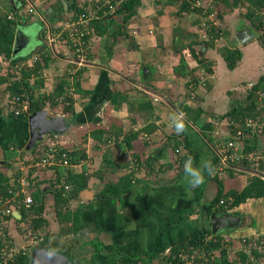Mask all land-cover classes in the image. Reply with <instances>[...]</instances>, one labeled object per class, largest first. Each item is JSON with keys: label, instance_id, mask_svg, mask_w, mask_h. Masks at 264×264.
<instances>
[{"label": "crops", "instance_id": "1", "mask_svg": "<svg viewBox=\"0 0 264 264\" xmlns=\"http://www.w3.org/2000/svg\"><path fill=\"white\" fill-rule=\"evenodd\" d=\"M80 1L82 0H78ZM222 1L224 0H207L216 10L221 8L222 12L219 10L217 16L222 31L219 38L210 45L202 43L197 46L200 53H204V57L212 64L213 72L205 75L202 74L203 68L194 70L198 77L196 82L192 80V71H188L187 67L188 64L194 66L197 62L188 50L190 57L185 55V65H179L180 55L175 50V45L177 39L200 40L202 32L193 23L198 19L195 12H179L178 1L171 3L163 0H139L135 13L142 12L144 7L151 5H157L156 9L159 11L156 15L153 14L154 16L142 14L129 18V26L133 24L137 27L138 33L133 35L132 31L128 30L131 36L127 38L115 33L119 27V22L115 20L103 34L95 38L92 36L94 44L90 40L91 56H88L91 60L83 65L80 87L94 91H75L72 98L75 112H81V115L74 118L70 113H61L58 105L53 107L54 114H63L71 122V127L58 135L59 142L74 149L76 154H82L75 164L69 165L73 173L82 171L86 176V186L69 202L73 209H80L83 226L79 234L83 232L87 238L95 235L94 238L105 243L95 256L91 255L90 247L81 249L84 247L82 246L77 252L80 244L71 238L74 237L72 233L63 234L60 231L54 214L52 218L56 219L58 226L52 229V232L60 233L52 235L55 241H50L49 244H56L58 250L73 246V255L70 257L73 264H112L124 254L138 255L146 264H172L165 254L172 244L189 233L209 227L208 206L219 188L217 180L205 173L204 182L199 187L190 189L187 186L184 172H180L176 165L175 153L172 152L171 137L174 131L167 126L170 125V114H184L189 145L198 155L197 164L194 166H200L202 161H210L212 164L219 145L230 137L227 123L218 119V116L228 110L232 99L247 92L250 88L249 82H255L264 75V47L255 39L259 33L250 25V19L246 14H240L241 20L237 19L235 24H228L225 17V13L235 9L241 0H237L233 7L228 4L229 7L224 10L223 6L221 7ZM36 2L38 12L28 13L26 21L15 27H27L31 32L34 29L32 37L28 40L30 52L45 41L40 37L44 26L41 20H49V23L54 25L61 20L59 13L63 7L61 0ZM20 3V0H0V39H3L4 43H13L14 38V33L5 35L2 30L4 15H13ZM157 17L164 20V23L160 24L163 35L155 36L148 33L146 28H151ZM183 20L187 30L178 28V24ZM165 21L168 26H165ZM245 26L258 34L238 43L235 36ZM223 44L238 46L242 52L239 62L232 69L227 67L221 55L219 48ZM55 50L57 54L54 55V60L43 69L46 72L44 89L47 90H50L47 85L49 79L54 82L56 76L72 71L68 65V58L72 55L68 44L60 41ZM146 51H151L152 54L147 57ZM115 55H121L123 59L116 63L119 60L117 58L112 63ZM190 58L191 62H188ZM201 78H207L210 86L206 88L200 82ZM112 90L125 94V98L111 101ZM259 91L260 89L256 90L258 93ZM79 94L82 101L77 100L76 96ZM146 100L149 102H145ZM45 108L53 114L48 105ZM214 116H217V119ZM151 119L154 125L151 124ZM78 128L81 129L79 133ZM206 134L211 136V141ZM258 139H261V146L258 148L257 142L254 146L256 145L258 152H262L264 135H259ZM236 144L243 148L253 147L252 141L246 142L243 139L236 140ZM114 153L117 155V163L108 158ZM97 160L101 162V166L94 168V161ZM63 167L58 165L50 169H36V174L40 177L56 176ZM231 168L233 170L220 177L223 192L242 189L253 174L248 167L244 170L245 167L237 166L236 163ZM110 183L120 184L119 196L109 189L99 193L105 184ZM43 186L45 189L49 188L48 183H43ZM46 200V206H51L54 200L52 191L46 194ZM229 213L242 217L237 218V226L231 230V235L235 237L234 249L241 247L239 236L253 235L257 238L264 235V196L248 197L231 208ZM10 222L15 223L12 219ZM12 234L19 243L16 238L20 232L14 229ZM23 242L30 243L22 236ZM160 246L163 249H157ZM36 247L34 244L31 253Z\"/></svg>", "mask_w": 264, "mask_h": 264}, {"label": "trees", "instance_id": "2", "mask_svg": "<svg viewBox=\"0 0 264 264\" xmlns=\"http://www.w3.org/2000/svg\"><path fill=\"white\" fill-rule=\"evenodd\" d=\"M138 1L139 0H126L118 7L117 12H121L123 14L124 22L119 23V27L115 31V33H118L125 38L131 36L128 32L127 23L129 21V18H131L135 13ZM163 1L174 3L177 0ZM224 1L226 2L228 0ZM81 2H78V0H70L67 10L62 3L63 7L61 9V12L59 13V19L61 20L59 22L73 17L74 13L76 12H84V8L81 6ZM249 2L250 3L248 4H244L245 7L247 6V11L245 12V14L250 20L252 19L253 22L255 18L257 19V21H255L254 23V27L256 30H258L259 33L257 35V39L259 43L264 47V22L260 19V17L264 14V0H249ZM228 4L233 7L237 4V0H234L233 2H230ZM257 9H260V11L256 12ZM178 10L181 13L184 11L193 12V10L189 8V3L187 2V0H183L181 3H179ZM16 13V11L13 12V17H8V13L4 15L2 30L5 35H12L14 33L15 27L18 24H22L26 21L27 17L21 22L17 21L18 19L16 18ZM68 13H70V15ZM257 13H259L258 16H256ZM38 19L41 20V18ZM113 22H115V18L110 15L93 20L92 25L94 31L92 35L90 34L88 36V39L92 40V36L103 34ZM41 23H43V20H41ZM193 23L198 28H201L199 25V19L193 21ZM44 27L45 25L42 27L40 34L42 41L45 39ZM207 28L210 29L208 32V37L200 40L198 38H195L191 39L190 41H183V45H179L176 48L174 47L180 55L179 65H185L186 57L183 54V51L184 48L187 47V51L190 50L192 58H194L197 62L196 65L190 67L189 70L193 72L194 70L203 68L202 74L205 75L211 74L213 72V67L212 64L209 63L208 59L204 57V53H200V48L197 49V46L202 43L210 45V43L217 39V37L219 38V35L222 31L220 23L212 24ZM175 40L176 39H174V41ZM180 43H182V40L177 39V44ZM87 44L89 45L90 42ZM47 47V43L44 41L41 46L31 52H28L27 54H17L13 56L11 52L12 41L4 43L3 39H0L1 57L5 61H8V64L6 66L4 65V61L2 65H0L1 118L10 117L14 119L15 122H18L20 124L24 123L28 126V112L45 109L46 105L51 107H54V105H58L62 111L61 113H70L74 118H77L81 115V112L77 113L74 110V103L72 99L73 93L75 91L85 93H92L94 91V89H83L82 87H80V77L84 66L79 67L74 72H65L66 74L56 76L57 78L54 80L53 86L50 90L40 89L45 86V77L41 74V71L54 60V55L50 53ZM219 49L226 62L227 67L230 69L234 68L242 56L240 48L238 46L230 47L226 44H223ZM32 54H38L39 57L27 64L26 61ZM88 56L90 57L91 53H89ZM68 65L69 67L74 66V64L70 62H68ZM175 69L177 70L178 67L176 66ZM197 78L198 77L194 72L192 74V80L196 82ZM203 81L204 82L202 84H204L205 87L210 86V81L207 78H203ZM262 81H264V75H261L257 81L252 82V85L250 88H248L247 92L241 94V96H239L238 98L232 99L228 110L218 116V119H223L227 123L229 127L230 138L234 139L235 142L239 139H243L246 142H253V147H242L243 150L248 152L252 150L256 151V145L254 146V143L256 144L257 137L259 135H264L263 126L253 127L248 126L244 123L246 118L264 122V104L259 98V93L256 92L257 89L264 90V84H262ZM71 86L73 87L72 91L69 88ZM14 95H24L29 98V105L27 109H22V106L15 103L14 101L10 102V99H12ZM125 96L126 95L121 93L120 91L112 90L110 93V100L120 101L124 99ZM145 102H149V100H146ZM214 118L217 119V116H214ZM238 131H240L241 133L238 134ZM206 135L208 140L211 141V136L208 134ZM24 137V135L22 137L14 133L10 137L0 140V154L2 155L0 156V197L2 199L13 194V192L9 191V188L15 187L16 178L22 173L19 168H16L17 166H14V161H16L17 158L23 160V162L25 163L36 162L40 160L41 156H43V152L47 147H49L50 145H56L59 155H61L62 152H65V157L68 159L69 163L66 165L60 164L64 166L60 171L61 173L59 172L56 176L49 177H40V175H37L36 169L38 168L36 167V165H32V167H29L28 174L30 182V194L33 198L31 205L29 206V208L25 209L20 202L22 198L19 199V201L16 203V207L19 209V212L21 214L19 218H17L13 213H0V224H2L5 232L8 233L10 244L15 248H19V251L13 254V258L9 259V261L5 264H29L31 258V249L33 248L34 244L39 247L58 248L56 244H49V242H54L55 239L52 238V235H58L60 231L63 234L72 233L74 237L71 238L77 240V242L80 244L79 248L82 246L84 247H82L81 249L90 247V249H92L91 255L95 256L98 250L102 246H104L105 243H103L100 239L87 238V236L83 232H80L79 234V230L83 226L79 213L80 209H73L69 205L71 198L74 195H77L79 190L86 186V176L84 172L80 171L73 173L69 167V165L75 164V162L79 160L82 154H76L74 149L72 150L69 148V146L61 144L59 142V136L55 135L54 133H49L44 139L37 140L36 143L33 144L29 149L23 148L22 140L24 139ZM171 140L172 152L175 153V160L177 163L176 165L178 166L180 172H184V164L189 157L192 158L193 165L197 164V152L193 151V149L190 147L186 132L180 135L172 132ZM262 152L264 153V149ZM234 163H236L237 166L240 165L245 167L244 170L248 167L250 171L253 172V174L247 181L246 185L242 187V189H230L227 192H223L221 188L220 177H223V175L218 176L217 173L216 175H210L217 180V183L219 185L217 192L211 199L210 205L208 206V210L210 212H229L231 208L238 205L240 202L245 201L248 197L264 196V179L260 177L261 172L264 171V162H261L258 166H252L247 158L242 157L240 160L235 161ZM234 163L225 171V173H228L229 171H231V169L233 170V168L231 167H234ZM211 165L214 167L215 172L219 171V156L216 152L214 153V159ZM7 169H9V171H7ZM32 174L34 175L32 176ZM60 176L64 177L65 183L69 184V188H65L63 185L57 186V183L60 182ZM43 183H48L49 188H43ZM105 187L104 189L100 190L99 193L109 189L114 194L118 196L120 195L121 189L119 188L118 183H110L108 185L105 184ZM50 191L53 192L54 196V200L51 202V206L55 211L56 218L60 225V231H57L55 233L49 231L51 221L45 213L47 207L46 194ZM220 200H222V202H220ZM64 207L68 209L65 212L63 211ZM11 219L14 220L16 224H10ZM2 220H4L5 222H2ZM19 222H23L24 225L17 224ZM23 226H26L25 234L31 236L30 239L28 238L30 241L29 244H24V242L21 244L17 243L15 241V237L12 234L14 229L22 233ZM11 227L13 228V231L11 230ZM209 231V227L201 228L194 231L193 233H189L183 238H180L179 240L174 242L169 248V251L165 253L167 259L171 260L172 264H184L179 256L181 247L187 245L195 246L204 243L202 242V236L205 232ZM25 236L23 235V239L26 240V242H29ZM248 238L251 239L254 238V236L249 235ZM94 240H96V242H93ZM101 242L102 245L100 244ZM209 246L216 251V258L221 259V261H223L224 263L230 258L229 255L225 253V249L220 248L219 243H210ZM161 248L162 246L158 247L157 249L160 250ZM255 255L261 260H264V253L255 252ZM137 260H142V264H146L143 262V258L134 254L121 255L119 259L115 260V262H112V264H126L128 262ZM1 261L2 258L0 257V262ZM234 261L238 262L239 264H252L248 260L247 253L240 249L238 250V255H236ZM69 263L73 264L71 261ZM83 264L87 263L84 262Z\"/></svg>", "mask_w": 264, "mask_h": 264}, {"label": "built area", "instance_id": "3", "mask_svg": "<svg viewBox=\"0 0 264 264\" xmlns=\"http://www.w3.org/2000/svg\"><path fill=\"white\" fill-rule=\"evenodd\" d=\"M124 1L126 0H82V2H80L81 6L84 8V12H76L73 17L65 21L57 22L54 25H51L48 20H43L47 48H49L50 51L55 50L56 45L60 41L66 42L72 53V55L70 54L71 56L68 58V61L74 64L73 67H70V70H72L70 72H74L87 61L90 50V46L87 44L90 42L88 36L90 34L92 35L94 31L92 21L104 16H112L116 14L118 7ZM177 1L178 3H181L183 0ZM20 2L21 3L16 10V18L19 22L24 20L28 13L38 12L36 0H20ZM187 2L189 3V8L195 12L199 19V25L201 27L199 29H201L202 32L201 38L204 39L208 37L210 29L207 27L216 24L214 21L215 13L213 12L212 5L204 0H187ZM13 16L14 15L12 14L8 15V17ZM54 53L57 54V50H55ZM38 57V54H32L30 60L34 61ZM3 61L5 63V60L0 54V65H2ZM6 63L8 64V61H6ZM41 74L46 76L44 70L41 71ZM200 82H204L203 78L200 79ZM251 85L252 82H249L248 86L251 87ZM69 88L72 91L73 87L71 86ZM259 98L264 103V90L260 89ZM11 101L20 104L22 109H27L29 105V98L24 95H14L12 99H10V102ZM244 123L248 126L264 127V122H259L251 118H246ZM240 133L241 132L238 131V134ZM241 149L242 147L238 146L234 139L230 137L225 139L219 145V149L217 150L219 156V171L214 172L213 175H216V173L218 176L224 175L225 171L232 166L235 161L240 160L242 157L247 158L252 166H258L261 162H264L263 152H258L257 150L248 152L243 149L242 151ZM68 163L69 161L65 157V152H62L61 155H59L56 145H50L47 147L43 152V156H41L40 160L36 162L25 163L23 160H20V163L17 166L22 173L16 178L17 186L15 185V187L9 188V191L13 192V194L4 199L0 197V213L8 214L13 213L14 210L19 211L16 207V203L20 198H22L20 202L23 208L27 209L31 205L33 198L30 194L29 167L36 165L39 169H50L51 167L60 164L66 165ZM260 177L264 179V171L261 172ZM59 181L60 182L57 183V186L63 185L65 188H69V184L65 183L64 178H60ZM220 202H222V200H220ZM2 222L5 221L2 220ZM8 236V233L5 232L2 224H0V257L2 258L0 264L7 263L9 259L13 258V254L19 251V248H15L10 244ZM248 237L249 235L240 236L239 243L241 247L234 249L233 241L235 237L230 233L216 234L211 231L205 232L202 236V242L204 243L195 246L187 245L181 247L179 256L184 264H239L234 260L240 249L247 253L248 260L252 264H264V260H261L255 255V252L264 253V235H261L256 239L255 237L251 239ZM210 243H219L220 248L225 249V253L228 254L230 258L225 261V263L221 261V259L216 258V251L209 246ZM126 264H142V260L131 261Z\"/></svg>", "mask_w": 264, "mask_h": 264}, {"label": "water", "instance_id": "4", "mask_svg": "<svg viewBox=\"0 0 264 264\" xmlns=\"http://www.w3.org/2000/svg\"><path fill=\"white\" fill-rule=\"evenodd\" d=\"M13 2H16V0H13ZM62 3L67 10L70 0H62ZM113 17L119 23L124 22L122 13H116ZM24 29L25 27L20 26L15 29L11 51L13 56L30 52L28 49L30 47L28 43L29 35L25 33ZM257 34V31L245 26L238 31L235 40L238 43L245 42ZM204 46L205 44L202 47L204 48ZM27 121L29 127V143L31 144H35L37 140H41L43 136L49 133H54L55 135L63 134L71 127V122L68 121L65 115L52 114L47 109L28 112ZM257 146L258 148L261 146V139L257 140ZM13 214L17 217L20 216L18 210H14ZM238 217L239 219L242 218L241 215L235 213H217L211 211L209 214L210 231L216 234L228 233L237 226L236 222H238ZM72 248L73 246L65 250H58L56 247L46 248L37 246L31 253L29 264H71L69 263L70 257H72L74 251Z\"/></svg>", "mask_w": 264, "mask_h": 264}, {"label": "rangeland", "instance_id": "5", "mask_svg": "<svg viewBox=\"0 0 264 264\" xmlns=\"http://www.w3.org/2000/svg\"><path fill=\"white\" fill-rule=\"evenodd\" d=\"M204 1H206L207 2V0H204ZM205 2V3H206ZM248 3H250L249 2V0H241L240 1V4L235 8V9H233L231 12H229V13H225V17L228 19V24L230 23V24H235V21L238 19V20H241L240 18H239V16H240V14H245V12L247 11V6L245 7L244 6V4H248ZM152 6V7H151ZM151 6H147V7H144V9H142V12H139V13H137V11H136V13H134L133 14V17L132 18H135V17H137V16H139V15H145V16H151V15H156L157 13H158V9H156L157 8V5H155L154 7H153V5H151ZM223 6V9L222 10H224L225 8L227 9L228 7H229V5H228V3H225L224 1H222V3H221V7ZM249 6V5H248ZM212 7H213V12L215 13V16H214V21L216 22V23H219V19H218V16H217V13H218V11L220 10L221 11V8H219V9H217L216 10V7L214 8V6L212 5ZM23 8V7H22ZM219 11V12H220ZM260 11V9H257L256 10V12H259ZM69 15H70V13H68ZM72 14V13H71ZM188 14H190V13H188ZM153 15V16H154ZM259 15V13H257L256 14V16H258ZM230 16V17H229ZM229 17V18H228ZM235 19V20H234ZM260 19L264 22V14L260 17ZM255 21H257V19L255 18L254 19V22L252 21V19L250 20V22H251V26L255 29V27H254V23H255ZM161 23H164V20H162V18H160V17H157V18H155V20L152 22V27L151 28H146V30H147V32L148 33H151V34H153V35H157V34H162V26L160 27V24ZM186 22H185V20H183V21H181V23H180V25L178 24V28H182V30H187V28H185L186 27V24H185ZM165 24H166V21H165ZM164 25V24H163ZM165 26H168V23L165 25ZM171 28H172V23H171ZM166 29H168V27H165ZM175 29L177 28V26L176 27H174ZM184 28V29H183ZM112 28H110V30H111ZM25 30H26V34L27 35H29V37H32V33L34 32V29H33V31L31 32L27 27L25 28ZM32 30V29H31ZM128 30H130V32L132 31V34L133 35H135L136 33H138L139 32V30L137 29V27H134L133 26V24L132 25H130L129 26V23H128ZM169 30V29H168ZM165 31V30H164ZM163 31V32H164ZM198 31V30H197ZM200 31H201V29H200ZM258 31V30H257ZM166 32V31H165ZM199 32V31H198ZM200 33V32H199ZM163 35V34H162ZM161 35V36H162ZM169 36V35H168ZM96 37V35L94 36V38ZM98 38V37H97ZM256 40H258L257 38H255ZM253 40V39H252ZM184 41V39H182V43H180V44H177V45H175L176 47L177 46H179V45H183V43L185 42H183ZM91 43H92V40H91ZM92 44H94V43H92ZM174 44H175V42H174ZM95 45H97V39H95ZM94 45V46H95ZM185 45V44H184ZM187 47H185L184 48V51H183V54L184 55H186L188 58L190 57V55L188 54V52H187V49H186ZM54 51L55 50H51V54L52 55H55L56 56V53H54ZM152 53H151V51L150 52H148V51H146V53H145V56H147L148 57V55H151ZM154 56H155V54H154ZM117 58H119V60H117V62L116 63H119L120 62V60H122L123 58H122V56L120 55V56H113V59H112V63H114L115 62V60L117 59ZM91 59L90 58H87V62H85V64H87L89 61H90ZM149 59H147V61H148ZM192 60H194V59H192ZM188 62H191V58L189 59V60H187ZM27 64L28 63H30L31 62V60H30V58L29 59H27ZM6 61H5V66H6ZM190 67H193V66H191L190 64H188V67L187 68H190ZM189 70V69H188ZM196 71V70H195ZM194 73V71L192 72V74ZM191 74V75H192ZM195 74H196V72H195ZM191 79V78H190ZM51 81H52V84H51ZM48 85V87H50V89L52 88V86H53V80H51V79H49V83L47 84ZM51 85V86H50ZM44 87L45 86H43L42 88H40L41 90H44ZM78 99V101H82L81 100V98H82V96H80V94L79 95H77L76 96ZM46 107H47V105H46ZM51 108V109H50ZM49 110L51 111V112H55V108H53V106L51 107V106H49ZM264 121V120H263ZM154 123V121L151 119V124L152 125H154L153 124ZM17 124V125H16ZM21 125H23V126H21ZM167 127H170L169 125L167 126ZM170 129H172L171 127H170ZM80 128H78L77 129V133H79L80 132ZM11 131H14V132H11ZM14 133H16L18 136H22L23 137V135L25 136L24 137V139L22 140V145H23V148L24 149H29L33 144H31V143H29V135H28V133H29V127L26 125V124H20V123H18V122H15V120L14 119H12V118H10V117H3V119H1L0 118V140H2V139H5V138H7V137H10L12 134H14ZM5 134V135H4ZM46 137V136H45ZM113 149H114V151L116 152V149H115V147L113 146ZM181 152V151H180ZM117 154H118V152H116ZM0 156H2L1 154H0ZM120 157V156H119ZM109 158V160H111V161H114V162H116L117 163V155L114 153V154H112V156H110V157H108ZM98 161V160H97ZM97 161H94V168L95 167H100L101 166V162H97ZM20 163V159L19 158H17V160L16 161H14V166H17L18 164ZM16 168H18V166L16 167ZM39 170H41V169H39L38 168V171ZM7 171H9V169H7ZM45 171V170H44ZM46 174V173H45ZM47 175V174H46ZM119 185V188H120V184H118ZM95 201V200H94ZM66 210H68L66 207H64L63 208V211L65 212ZM45 213L47 214V216H48V218L50 219V221H51V223H50V226H49V231H51L52 232V229H55L57 226H58V223H57V221H56V219L55 220H53V215L55 214L54 213V210H53V208H52V206H48L47 208H46V210H45ZM21 225H24L23 224V222H21L20 223ZM14 227H17V226H14ZM11 230L13 231V228L11 227ZM25 232H26V226H23V229H22V233H20V235H19V237L18 238H16L17 240H18V242L19 243H22V236L24 235H26L25 234ZM231 232V231H230ZM93 236H95V235H92L91 237L92 238H94ZM26 238H27V240H29L30 239V237L31 236H28V235H26L25 236ZM88 237H90V235L88 234ZM24 238V237H23ZM29 238V239H28ZM100 238V237H99ZM95 239H98V238H95ZM93 242H96V240H94ZM104 243V242H103ZM86 244H87V242H86ZM101 245H102V242L100 243ZM86 246H89V245H86ZM76 251L78 252L79 251V247H78V249H76ZM254 251H256V250H254ZM81 253V255L83 254V251H81L80 252Z\"/></svg>", "mask_w": 264, "mask_h": 264}, {"label": "clouds", "instance_id": "6", "mask_svg": "<svg viewBox=\"0 0 264 264\" xmlns=\"http://www.w3.org/2000/svg\"><path fill=\"white\" fill-rule=\"evenodd\" d=\"M117 13H121V12H117ZM169 121H170L169 126L173 129V131L177 135L183 134L184 132L187 131L186 118L184 114H180V113L170 114ZM214 172L215 169L211 165L210 161H202L200 166H194L192 162V158L189 157L184 164V179H185V183L190 189L197 188L204 182L205 173H207V175H213ZM228 233L231 234L230 231Z\"/></svg>", "mask_w": 264, "mask_h": 264}, {"label": "flooded vegetation", "instance_id": "7", "mask_svg": "<svg viewBox=\"0 0 264 264\" xmlns=\"http://www.w3.org/2000/svg\"><path fill=\"white\" fill-rule=\"evenodd\" d=\"M112 17H113V15H112ZM21 55V54H20ZM48 135V134H47ZM46 136V135H45ZM45 136H43V138L42 139H44L45 138ZM221 213H229V212H221ZM236 224H237V222H236Z\"/></svg>", "mask_w": 264, "mask_h": 264}]
</instances>
